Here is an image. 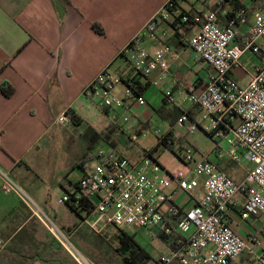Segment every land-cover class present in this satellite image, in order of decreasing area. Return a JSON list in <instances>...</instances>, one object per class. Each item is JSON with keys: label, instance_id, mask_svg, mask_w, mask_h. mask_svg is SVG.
Returning a JSON list of instances; mask_svg holds the SVG:
<instances>
[{"label": "crops", "instance_id": "1", "mask_svg": "<svg viewBox=\"0 0 264 264\" xmlns=\"http://www.w3.org/2000/svg\"><path fill=\"white\" fill-rule=\"evenodd\" d=\"M165 1L0 0V170L18 186L27 187L32 200H36L42 209L50 211L48 191L30 190L31 181L33 175L42 170L48 176V158L57 152L55 147L60 143L70 145V167L77 164L82 168L87 158H94L91 149L97 144L99 135L111 129L109 124L113 118H120L128 110H153L169 129L185 113L193 114L192 118L199 121L200 112L189 102L188 96L199 91L208 68L196 60L195 52L182 41L183 36L171 28L173 20L160 22L156 39L145 41V47L151 54L162 50L165 45L175 52V57L167 56L169 77L163 79L159 86H154L153 82L160 77V71L144 78L135 74L128 60L121 55ZM185 2L191 9L183 6ZM257 2L264 4V0ZM243 4L250 11L256 8L254 0H243ZM214 7L223 9L224 15L231 10V3L229 0H205L201 8L190 5L187 0L181 3V10L191 14H204ZM94 25L101 27L104 34L97 33ZM247 30L248 26L237 28L236 43L242 42ZM194 31V28L189 29L191 35ZM258 46L259 53L245 51L240 61L241 68L231 74L241 87H247L251 75L264 66V42L259 41ZM105 68L111 71L114 68L119 75L137 76L141 84L138 92L145 98L146 105L140 106L134 100H128L123 109H102L87 100L82 95L83 90ZM4 86L13 90L12 96L3 94ZM119 90L122 92L123 88ZM166 90H172L174 104H169L164 98ZM68 111L76 117L75 120L66 116ZM62 115L68 118V124L59 121ZM142 126L150 128L145 120L133 117L131 125L122 129L126 135ZM73 129L81 130L77 139ZM53 134H58L60 139H54ZM124 134L117 138L115 131L112 139L127 153L132 149L127 145L123 147L121 142H126L127 138ZM185 135L183 132L182 138ZM136 154L133 152L132 157ZM156 155L171 172L189 174L185 164L170 150L161 147ZM225 160H230L221 161L227 167ZM249 169L247 165L243 170L245 175L235 181L243 180ZM67 171L59 169L55 181L65 193L73 188L63 185L67 181L64 177ZM232 172L230 165V174H226L231 177ZM1 186L0 177V264H58L57 261L71 259L59 249L52 234L33 215L27 202L15 192L4 193ZM172 190L176 204L189 209L192 200L178 190L176 182ZM246 196V192L237 195L236 211L231 221L232 228L244 238L254 231L252 222L243 221L238 216L246 203ZM67 212L69 215L63 214L61 230H67L74 236L80 229L74 215L79 216L69 207ZM54 219L58 220L56 212ZM144 233L149 241L159 240L165 245L167 251L163 255L172 249L162 240L152 239L147 232ZM239 261L259 264L250 252H244L231 264ZM69 264L74 263L70 261Z\"/></svg>", "mask_w": 264, "mask_h": 264}, {"label": "built area", "instance_id": "2", "mask_svg": "<svg viewBox=\"0 0 264 264\" xmlns=\"http://www.w3.org/2000/svg\"><path fill=\"white\" fill-rule=\"evenodd\" d=\"M183 1L166 0L122 54L135 74L150 78L160 71V77L153 82L154 86H159L169 77L167 56L175 57V52L165 45L151 54L145 41L156 39L160 22L180 19L182 41L195 52L196 60L206 65L208 74L202 79L199 91L188 96L189 102L200 112L201 120L185 113L167 133L177 141L183 137V132L192 135L202 130L214 142L217 161L229 159L235 164L250 166L245 178L236 182L206 156L196 160L189 147L183 146V163L189 170V174H185L171 172L151 149H141L132 157L118 146L109 153L101 151L93 168L85 160L83 177L60 203L81 207L88 216L84 224L95 233L114 226L125 232L145 231L152 239L170 237L174 246L158 264H231L244 252H250L259 264H264V66L251 75L247 87H241L231 75L241 68L245 51L260 52L258 42H264V5L250 11L243 0H239L243 7L222 24L215 12L182 11ZM241 26H248L247 34L241 43H236L237 28ZM191 28L195 30L192 35ZM138 89L139 81L134 75L123 76L105 68L82 95L102 109H123L128 100L145 106L146 100ZM164 98L169 104L175 102L172 90H166ZM65 118L61 116L59 121L64 123ZM120 131L124 134L123 129ZM144 135L136 132L128 135V148L132 149ZM0 177L2 191L19 194L76 264H94L8 174L0 170ZM174 182L178 190L192 200L189 209L176 204ZM243 192L247 193L246 203L238 216L252 222L254 228L246 238L231 226L235 199Z\"/></svg>", "mask_w": 264, "mask_h": 264}, {"label": "rangeland", "instance_id": "3", "mask_svg": "<svg viewBox=\"0 0 264 264\" xmlns=\"http://www.w3.org/2000/svg\"><path fill=\"white\" fill-rule=\"evenodd\" d=\"M190 5H194L196 8H201L203 6V2L199 0H187ZM186 2L183 3L186 9H191ZM124 62V61H123ZM113 68V72H114ZM119 89H122L121 87ZM63 116V115H62ZM137 117L142 120H145L149 123L150 128H148L144 133L143 137H139L136 144L133 145L132 150L128 151L127 154L132 156L133 152H139L141 149L148 150L149 148L156 147L158 144V138L161 137L163 134L167 133L169 126L163 120H161L153 110H128L124 113L120 118L112 119L116 128L117 138L122 136L123 133L120 131L122 127L126 128L125 126H130L132 123V118ZM65 123L68 124V118H65ZM201 117L199 118V121ZM109 126H112L109 124ZM114 126V125H113ZM81 130L73 129V133L75 138L77 139L78 133ZM56 133V132H54ZM127 134L125 136L131 135ZM54 139H60L58 134H53ZM181 140L179 138L177 141ZM184 145L185 147H189L193 150L194 156L196 160H202V156L208 157L211 161L216 162V151L214 142L208 137L202 130H198L195 134H187L184 136ZM123 147H125L126 142H121ZM57 152L54 153L52 156L48 158L47 162V169L50 171L48 176L44 170L36 172L33 175V179L31 181V188L30 190L33 191H41L47 189L48 192V200L51 203L50 211L42 209L36 200H33L34 203L40 207L46 214L50 216V218L57 224V226L61 228V221L63 218V214H68V207L66 203H60V200L66 196L67 193L64 192L62 187L58 185L57 182V175L58 170H68L64 177H66L67 181L71 184H78L81 178L83 177L84 171L79 165H74L70 167V153L71 150L69 143L63 142L60 143L57 147ZM178 148V147H177ZM112 150L110 144H108L105 140L99 139L97 144L94 148L91 149L94 158L88 161V166L93 168L97 164L96 156L103 151L105 153H109ZM77 152V151H76ZM225 165H231L233 172L231 173V177L234 180H240L245 174L243 170L247 167V164H235L232 161L224 162ZM249 166V165H248ZM225 167V166H224ZM23 170V169H22ZM25 171V170H23ZM44 171V173H43ZM43 173V174H41ZM46 177V178H45ZM21 189L27 196H30L31 199L33 198L30 193L27 191V187H23L21 184ZM29 189V188H28ZM72 189V188H71ZM36 199V198H35ZM97 204V203H96ZM57 213L58 220L54 219V213ZM69 215V214H68ZM74 218L77 224L80 226V229L77 231L74 236L70 235L67 230L63 232L70 240L72 244L89 260H91L94 264H98L97 262H106L107 264H123L120 256L115 252V248L119 246V239H118V230L114 226H108L100 233L93 232L87 224L83 222V220H88V216L85 212H81V215L77 217L74 215ZM91 231H90V230ZM128 234L133 235L136 242L141 245L142 247L146 248L149 252L152 259L146 264H158L159 259L162 257L164 253H166L167 249L163 243L159 240L156 241H149L145 237L144 231L138 232H128ZM167 255V254H165ZM71 261L76 264V262L71 258ZM236 264H251L246 261H239Z\"/></svg>", "mask_w": 264, "mask_h": 264}, {"label": "trees", "instance_id": "4", "mask_svg": "<svg viewBox=\"0 0 264 264\" xmlns=\"http://www.w3.org/2000/svg\"><path fill=\"white\" fill-rule=\"evenodd\" d=\"M231 3V10H228V12L224 15H222L223 13V9L222 10H218L216 7H214L211 12H215L217 14V17L219 19V21L223 22V24H226V22L228 21V19L234 17L236 11L243 7V4L239 1V0H229ZM262 1V0H260ZM204 2V1H203ZM254 2L256 3L255 7H260L261 5L264 4H260L257 2V0H254ZM202 14V13H201ZM180 19L179 18H174L173 22L171 23V28L179 33V27H181V24L179 23ZM94 29L96 30L97 33L103 35L104 31L101 27H99L98 25H94L93 26ZM182 42V41H181ZM123 55V54H121ZM137 79V76H135ZM141 86L140 82H139V87ZM3 94L6 97H10L13 94V90L10 89V87L8 86H4L3 89ZM139 91V89H138ZM139 93V92H138ZM198 111V110H197ZM189 116H193V114L188 113ZM66 116L71 117L72 120H75L76 117L73 116L71 114L70 111L67 112ZM174 126V124H173ZM148 129V126H142L140 127L136 133L141 136L146 130ZM116 131V126H111V129L108 128L107 132H105L102 135H99V139H103L105 140L108 144H110V146L112 148H117L118 144L112 139L113 134ZM184 138H182L179 141H174L172 140V134L170 132L167 133V135L158 138V144L156 147H154L153 149H151L152 154H156L157 151L163 147L165 149L170 150L171 152H173L182 162L185 161V155L183 153V145H184ZM177 143L179 144L178 148H177ZM90 159V158H89ZM89 159L87 158L86 160L89 161ZM91 160V159H90ZM213 162V161H212ZM218 167L225 173H229V166L224 167L223 162L218 161L217 162ZM66 180V179H65ZM64 186H71L73 188L77 187V184H71L68 181H65V184H63ZM71 210H73L78 216L81 215V212H83V209H81V207H75L69 203L66 204ZM118 230V239H119V246L117 248H115V252L118 254V256H120L122 263L123 264H146L148 263L152 257L150 256L149 252L147 251L146 248L142 247L141 245H139L134 236L128 234L127 232L117 229ZM161 240L169 245L170 247H173V243L172 241H170V237L168 236H161ZM54 242L56 243V245L59 246V249L62 250L64 253L68 254L63 248L62 246L56 242V240H54ZM70 257V256H69ZM64 260V259H63ZM68 261L70 263L71 259L68 258ZM67 260H65L64 262L62 261H57L58 264H69ZM98 264H107L106 262H97ZM177 264V263H174Z\"/></svg>", "mask_w": 264, "mask_h": 264}]
</instances>
